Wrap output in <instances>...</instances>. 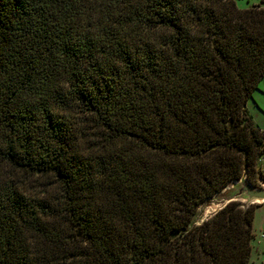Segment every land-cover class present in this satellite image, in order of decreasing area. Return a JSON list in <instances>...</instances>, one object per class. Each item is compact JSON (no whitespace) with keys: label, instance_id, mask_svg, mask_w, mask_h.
Listing matches in <instances>:
<instances>
[{"label":"trees","instance_id":"trees-1","mask_svg":"<svg viewBox=\"0 0 264 264\" xmlns=\"http://www.w3.org/2000/svg\"><path fill=\"white\" fill-rule=\"evenodd\" d=\"M264 0H0V264H249Z\"/></svg>","mask_w":264,"mask_h":264},{"label":"rangeland","instance_id":"rangeland-1","mask_svg":"<svg viewBox=\"0 0 264 264\" xmlns=\"http://www.w3.org/2000/svg\"><path fill=\"white\" fill-rule=\"evenodd\" d=\"M260 1L261 0H235V3L239 9H246L250 6L260 4ZM246 108L255 125H257L261 131H264V77L259 81L257 88L252 92L251 98L246 103ZM223 193L224 190L215 195L214 198L212 197L203 202L198 207L192 218L194 224H200L203 220L209 218L224 206V202H222ZM237 203L242 208H246L253 204L255 205L249 264H264V237H262L264 229V202L247 203L242 200H237Z\"/></svg>","mask_w":264,"mask_h":264},{"label":"water","instance_id":"water-1","mask_svg":"<svg viewBox=\"0 0 264 264\" xmlns=\"http://www.w3.org/2000/svg\"><path fill=\"white\" fill-rule=\"evenodd\" d=\"M223 195L222 202H224V205L237 200L247 203L264 202V190L254 188L245 177L224 189Z\"/></svg>","mask_w":264,"mask_h":264},{"label":"built area","instance_id":"built-area-1","mask_svg":"<svg viewBox=\"0 0 264 264\" xmlns=\"http://www.w3.org/2000/svg\"><path fill=\"white\" fill-rule=\"evenodd\" d=\"M253 187L256 189L264 190V144H263L262 152L258 159V174L255 185ZM262 237H264V229L262 232Z\"/></svg>","mask_w":264,"mask_h":264}]
</instances>
